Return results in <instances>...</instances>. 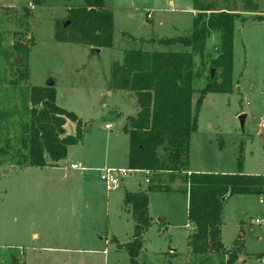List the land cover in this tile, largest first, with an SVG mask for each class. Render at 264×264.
<instances>
[{"label": "rangeland", "instance_id": "rangeland-1", "mask_svg": "<svg viewBox=\"0 0 264 264\" xmlns=\"http://www.w3.org/2000/svg\"><path fill=\"white\" fill-rule=\"evenodd\" d=\"M195 1L232 10L237 18L233 91L204 98L191 137L189 169L264 175V0H253L256 13L247 11L243 0H104V10L114 17L116 45L102 47L101 53L57 38L70 36L65 22L71 10L85 8L84 0H0V113L9 114L0 124V264H11L13 253L24 264H130L128 253L114 242L128 243L133 234L132 216L119 192L146 190V175L130 170L119 189L108 192L99 172L90 168L109 160L116 169H128L124 128L130 102L112 88L113 65L133 48L193 52L182 44L167 48L149 40L190 35L200 15ZM218 44L214 33L207 41L205 66L195 55L202 77L194 81L193 105L210 81V60L219 54ZM221 71L215 70L217 82L223 80ZM50 80L56 82V104L82 120V140L69 146L55 166H25L32 90L49 87ZM241 115H246L244 128ZM74 125L69 121L64 127L70 132ZM88 174L99 179L94 190L87 186ZM169 177L165 174L163 181ZM175 177L171 186L186 187L183 175ZM188 208L184 191L150 192L152 226L143 235L139 264H230L233 256L238 258L232 264H264L263 194L227 197L221 213L223 247L206 254L192 252L189 245L194 225Z\"/></svg>", "mask_w": 264, "mask_h": 264}, {"label": "trees", "instance_id": "trees-1", "mask_svg": "<svg viewBox=\"0 0 264 264\" xmlns=\"http://www.w3.org/2000/svg\"><path fill=\"white\" fill-rule=\"evenodd\" d=\"M84 1L85 8L71 10L69 24L64 25L70 36L57 35V38L97 48L112 47L113 14L104 10V0ZM243 4L247 11L258 12L253 0H243ZM195 9L200 15L194 18V29L190 35L149 40V43L167 47L182 44L192 47L193 52L133 48L124 52L122 63L113 65L112 88L132 92L139 108L135 115L127 118L124 128L129 136V169L143 170L149 179L146 190L126 191L124 195V206L133 219L131 241L122 244L114 238L117 247L128 253L130 264H139L137 258L143 249V235L152 226L150 192L179 190L188 194V217L194 225L189 245L197 254H206L210 249L219 251L223 247L220 236L223 198L233 194L264 195V175L201 173L189 169L191 137L198 129L204 98L209 93L233 91L237 18L234 11L217 10L211 3L203 6L195 1ZM214 33L218 34L219 54L210 60V69H221L223 80H212L209 73L210 81L200 90V97L193 105L194 81L202 77V71L196 69L195 55L200 56L201 65L205 66L207 41ZM32 93L35 94L29 112V138L24 143L28 150L25 166L54 165L65 159L69 146L82 140V121L74 112L56 104V93L52 87L34 88ZM8 116L0 113V124ZM69 120L77 123L75 134H68L64 127ZM165 174L170 176L169 182L163 181ZM175 175L184 176L186 187L171 186ZM237 258L231 257L230 264ZM11 264L24 263L13 253Z\"/></svg>", "mask_w": 264, "mask_h": 264}, {"label": "crops", "instance_id": "crops-1", "mask_svg": "<svg viewBox=\"0 0 264 264\" xmlns=\"http://www.w3.org/2000/svg\"><path fill=\"white\" fill-rule=\"evenodd\" d=\"M261 14L263 13V12H260ZM123 34V33H122ZM121 34V35H122ZM124 34H126V33H124ZM128 36V35H127ZM130 36V35H129ZM144 39H147V38H144ZM153 39H156V38H153ZM159 39H161V38H159ZM116 45V43L114 42V46ZM167 48H171V46L170 47H167ZM92 49V48H91ZM105 48H100V52L99 53H101L103 50H104ZM124 58V57H123ZM54 85H56V82H54ZM116 92H118L121 96H122V98L124 99V100H128V102H130V109H129V111H128V113L127 114H129L128 116H127V118L129 117V116H133V115H135L137 112H138V104H137V98H136V96L132 93V92H130V91H126V90H115ZM132 93V94H130V93ZM112 91L110 92V91H108L107 92V95L108 96H111L112 95ZM61 107V106H60ZM78 117V116H77ZM79 118V117H78ZM127 118H126V123H127ZM80 119V118H79ZM81 120V119H80ZM70 121V120H69ZM69 121H67V123L65 124V126L68 124V122ZM82 121V120H81ZM73 122V121H72ZM75 123V122H74ZM83 123V122H82ZM126 125V124H125ZM87 126V123L85 122L84 123V125H83V127L85 128ZM107 127H110V125H106ZM66 129V128H65ZM76 129H77V126L76 125H74V126H72L71 127V130H70V132H68L67 130V133L69 134H75L76 133ZM69 148V147H68ZM67 153H68V150H67ZM64 160V159H63ZM62 161V160H61ZM60 162V161H59ZM58 163V162H57ZM57 163H55L54 165H52V166H55ZM108 164V165H107ZM110 163H109V160L107 161V163H106V165L105 166H103V167H90L91 169L92 168H96V170L99 172V178L101 179V171L103 170V169H107V168H114V169H116L117 167H115V166H112V165H109ZM126 164H127V166L126 167H128V169H129V149H128V156H127V161H126ZM74 165H77V164H72V167L74 166ZM74 168V167H73ZM119 169H125V167H123V166H121V168L120 167H118ZM74 169H80V167L78 166L77 168H74ZM81 170L82 171H86V170H88V168L87 167H81ZM93 170V169H92ZM131 171H141V172H143V173H145V175H146V181H147V183H149V181H148V176H147V173L145 172V171H143V170H131ZM191 172H201V173H204V171L203 170H197V171H193V170H190ZM89 175V174H88ZM98 177H97V175L96 174H92V175H89V177H88V180H87V186H88V188L89 189H91V190H94V189H96V187H98L99 186V179H98ZM102 180V179H101ZM86 181V180H85ZM85 181H84V183H85ZM105 184V183H104ZM139 186H140V184H139ZM119 187H120V183H119V186L116 188V189H119ZM107 189V188H106ZM142 190V189H141ZM108 192H109V190H107ZM111 191H113V190H111ZM110 191V192H111ZM126 191H131V192H136V191H134V189H131V190H126ZM137 191H139V190H137ZM120 194L122 193L123 195H122V198H123V200H124V195H125V192H119ZM150 194V193H149ZM187 194V193H186ZM188 195V194H187ZM109 196V195H108ZM189 197V196H188ZM115 198V197H114ZM113 198V199H114ZM86 201L89 203V207H91L92 205V203L90 202V198H87L86 199ZM110 201H111V199H109V197H108V199H107V203H106V205H107V212H106V215H107V218L109 219V211H110ZM124 208H125V206H124ZM127 210V209H126ZM150 211V210H149ZM129 212V211H128ZM78 213L80 214V212L79 211H76L74 214H75V217H77V215H78ZM131 216H132V214H131ZM152 217V216H151ZM132 221H133V219H132ZM163 221V220H162ZM109 222V221H108ZM107 241H109L110 242V239H106V242ZM106 250V249H105ZM104 250V251H105ZM92 251H95V252H97L98 250L97 249H94V250H92Z\"/></svg>", "mask_w": 264, "mask_h": 264}, {"label": "built area", "instance_id": "built-area-1", "mask_svg": "<svg viewBox=\"0 0 264 264\" xmlns=\"http://www.w3.org/2000/svg\"><path fill=\"white\" fill-rule=\"evenodd\" d=\"M172 2L173 0H167ZM150 17V15H148ZM260 125L264 128V114L261 117ZM74 168H77L78 165H74ZM130 173V169H114V168H107L101 171V179L105 183L107 190H115L119 186V181L127 176ZM149 181V179H148ZM257 223H262L260 220H256Z\"/></svg>", "mask_w": 264, "mask_h": 264}, {"label": "water", "instance_id": "water-1", "mask_svg": "<svg viewBox=\"0 0 264 264\" xmlns=\"http://www.w3.org/2000/svg\"><path fill=\"white\" fill-rule=\"evenodd\" d=\"M68 24H69V21H67V22L65 23V25H68ZM92 51H93V52H97V53H99V52H100V49L94 47V48H92ZM215 70H216L215 68H211V69H210V75H211V79H212V80L215 79V78H214ZM47 86H50V87L54 86V81H52V80L48 81ZM239 119H240V121H241V126H242V128H244L246 115H241V116L239 117ZM223 200L226 201V200H227V197L223 198Z\"/></svg>", "mask_w": 264, "mask_h": 264}]
</instances>
